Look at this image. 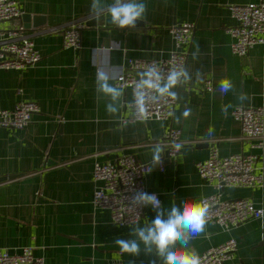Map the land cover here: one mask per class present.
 Returning a JSON list of instances; mask_svg holds the SVG:
<instances>
[{
  "label": "crops",
  "instance_id": "obj_1",
  "mask_svg": "<svg viewBox=\"0 0 264 264\" xmlns=\"http://www.w3.org/2000/svg\"><path fill=\"white\" fill-rule=\"evenodd\" d=\"M111 3V0H106ZM145 19L135 28L119 29L106 24L107 14L90 11L91 0H19L21 16L1 24L4 32L20 29L40 53V61L22 70L0 69V107L13 109L22 101L35 102L25 130L0 128V251L16 255L31 247L44 264H104L121 259L123 264H151L154 255L121 254L114 239H130L131 230L154 218L144 208L139 224L118 227L106 210L94 209L92 172L95 163H114L132 155L141 163L151 162L153 149H162L161 162L145 177V191L156 193L166 209L173 202L201 201L213 193L202 181L196 163L208 157L216 141L221 157L258 154L256 173L262 185L226 188L223 200L243 199L264 210L263 150L252 149L241 139L239 124L230 112L234 107L264 108V46H255L245 57L231 54L226 29L235 25L230 5L264 3V0H144ZM95 19V25H88ZM74 22H85L79 50L64 49L62 32ZM194 25L187 47V61L169 121L122 123L130 116L126 104L131 91L123 89L119 101L98 91V70L115 76L127 59L160 60L173 50L169 28ZM231 81L227 93L221 80ZM210 82L212 92L204 90ZM245 94L241 101L239 94ZM111 103L117 110L109 113ZM226 105L227 115L222 112ZM190 114L185 116V111ZM213 131L209 134V128ZM170 129L180 130L183 143L175 158L166 156L161 143ZM134 238V237H133ZM237 241L233 259L225 264H264V216L225 232L205 224L189 248L198 255L228 239Z\"/></svg>",
  "mask_w": 264,
  "mask_h": 264
},
{
  "label": "built area",
  "instance_id": "obj_2",
  "mask_svg": "<svg viewBox=\"0 0 264 264\" xmlns=\"http://www.w3.org/2000/svg\"><path fill=\"white\" fill-rule=\"evenodd\" d=\"M230 17L235 25L226 29L230 38V52L236 57H245L255 46H264V3L230 5ZM19 0H0V69L22 70L35 66L41 59L32 40L20 29L4 32L1 24L20 18ZM85 22H74L62 32L64 49L79 50L81 33L86 29ZM173 50L167 58L160 60L127 59L126 65L114 78L116 87L129 89L131 100L126 104L130 116L122 123L146 121H169L175 97L159 96L155 99L146 97L144 108L135 102L136 85L140 73L153 67L159 70L166 80L171 70H184L187 61V47L193 34L194 25L185 23L169 28ZM183 77H181V80ZM204 90L212 92L209 81ZM39 112L35 102L22 101L13 109L0 107V128L25 130L31 116ZM230 115L239 124L241 139L248 141L251 148L262 151L264 143V108L237 106ZM166 147V156L175 158L183 146L180 130L170 129L161 143ZM180 148L177 149V145ZM260 160L258 154H233L221 157L216 141L209 144L207 159L196 163L198 177L211 185L213 193L203 197L201 201L207 206L206 223L218 226L222 231L229 232L250 221H261L264 210L252 202L243 199L223 200L226 188H254L262 185V174H257L255 165ZM146 164L139 163L134 156L124 155L114 163H95L92 172L94 191L91 204L94 209L106 210L110 221L118 227L134 226L144 216V208L131 204V197L137 191H145ZM162 162L159 169L163 171ZM238 248L233 238L211 247L199 254L200 264H225L233 259ZM121 255V253H120ZM0 264H44V260L35 257L31 247H24L19 254L9 255L0 251ZM104 264H123L116 259ZM235 264H240L236 262Z\"/></svg>",
  "mask_w": 264,
  "mask_h": 264
},
{
  "label": "clouds",
  "instance_id": "obj_3",
  "mask_svg": "<svg viewBox=\"0 0 264 264\" xmlns=\"http://www.w3.org/2000/svg\"><path fill=\"white\" fill-rule=\"evenodd\" d=\"M90 11L97 17L107 14L106 23L119 29L135 28L137 21H143L147 11L144 0H91ZM137 82L135 102L144 108L146 97L157 98L159 96L175 97L173 89L181 83V77H187L184 70H171L166 80L158 69L149 67L141 72ZM109 75L102 70H98L96 83L98 91L111 101H119L123 96V91L109 83ZM231 81L225 79L220 81L219 90L227 93L232 90ZM245 94L238 95V99L243 101ZM231 105H226L222 112L227 115V109ZM109 113L117 109L111 103L106 106ZM190 114V110L184 115ZM209 134L213 129L209 128ZM177 149L180 148L178 144ZM162 149L155 145L151 162L146 166V174H150L153 168L161 163ZM131 204L139 207H150L155 213L150 221L144 220V224L137 225L131 230L130 239L115 238L114 245L121 254L137 256L141 253V245L144 246L145 255H154L160 264H200L199 255L195 250L189 248L190 241L199 236L205 230L207 206L202 201H182L179 205L175 202L169 208L161 205V201L156 193L137 191L131 197ZM134 237V238H133ZM151 264H156L152 260Z\"/></svg>",
  "mask_w": 264,
  "mask_h": 264
},
{
  "label": "water",
  "instance_id": "obj_4",
  "mask_svg": "<svg viewBox=\"0 0 264 264\" xmlns=\"http://www.w3.org/2000/svg\"><path fill=\"white\" fill-rule=\"evenodd\" d=\"M95 25V19H92L91 21H89V23H88V25ZM107 25H109V26H112L111 24H108V23H106ZM138 24V22H136V25ZM13 177H1L0 178V182H4V181H6L7 179H12Z\"/></svg>",
  "mask_w": 264,
  "mask_h": 264
}]
</instances>
